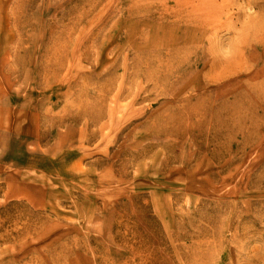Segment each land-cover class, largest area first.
<instances>
[{
    "label": "rangeland",
    "instance_id": "obj_1",
    "mask_svg": "<svg viewBox=\"0 0 264 264\" xmlns=\"http://www.w3.org/2000/svg\"><path fill=\"white\" fill-rule=\"evenodd\" d=\"M0 264H264V0H0Z\"/></svg>",
    "mask_w": 264,
    "mask_h": 264
}]
</instances>
